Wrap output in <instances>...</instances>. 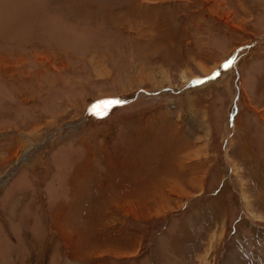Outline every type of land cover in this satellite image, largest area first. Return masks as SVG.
I'll return each mask as SVG.
<instances>
[{
	"label": "rangeland",
	"instance_id": "1",
	"mask_svg": "<svg viewBox=\"0 0 264 264\" xmlns=\"http://www.w3.org/2000/svg\"><path fill=\"white\" fill-rule=\"evenodd\" d=\"M0 264H264V0H0Z\"/></svg>",
	"mask_w": 264,
	"mask_h": 264
},
{
	"label": "snow or ice",
	"instance_id": "2",
	"mask_svg": "<svg viewBox=\"0 0 264 264\" xmlns=\"http://www.w3.org/2000/svg\"><path fill=\"white\" fill-rule=\"evenodd\" d=\"M230 65H231V61H227L225 64L222 65V67L227 68V67H230ZM216 75H219V73H218V72L213 73V76H211V77H207L206 79H212V78H214ZM203 82H204V81H202V80H197V81H195V83H203ZM108 103H109V104H119L120 101H119V100H113V101H109ZM104 114H106V111L101 113V115H104Z\"/></svg>",
	"mask_w": 264,
	"mask_h": 264
},
{
	"label": "crops",
	"instance_id": "3",
	"mask_svg": "<svg viewBox=\"0 0 264 264\" xmlns=\"http://www.w3.org/2000/svg\"><path fill=\"white\" fill-rule=\"evenodd\" d=\"M133 172H134V171H133ZM131 173H132V172H131ZM132 174H133V173H132ZM133 176H134V174H133ZM127 179L129 180V179H131V177H130V176H128V177H127ZM131 180H132V179H131Z\"/></svg>",
	"mask_w": 264,
	"mask_h": 264
},
{
	"label": "bare ground",
	"instance_id": "4",
	"mask_svg": "<svg viewBox=\"0 0 264 264\" xmlns=\"http://www.w3.org/2000/svg\"><path fill=\"white\" fill-rule=\"evenodd\" d=\"M209 83H211V82L209 81L208 84H209ZM204 84H206V83H204Z\"/></svg>",
	"mask_w": 264,
	"mask_h": 264
}]
</instances>
